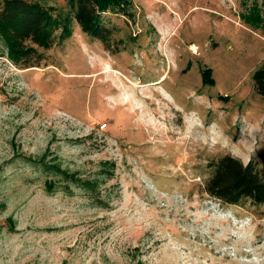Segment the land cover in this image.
Masks as SVG:
<instances>
[{
    "label": "rangeland",
    "instance_id": "1",
    "mask_svg": "<svg viewBox=\"0 0 264 264\" xmlns=\"http://www.w3.org/2000/svg\"><path fill=\"white\" fill-rule=\"evenodd\" d=\"M127 3L114 53L72 22L22 68L0 37V264H264V202L203 190L224 154L264 173V0Z\"/></svg>",
    "mask_w": 264,
    "mask_h": 264
},
{
    "label": "trees",
    "instance_id": "2",
    "mask_svg": "<svg viewBox=\"0 0 264 264\" xmlns=\"http://www.w3.org/2000/svg\"><path fill=\"white\" fill-rule=\"evenodd\" d=\"M65 1L66 8L58 16H53L48 8L36 1H0V37L7 44V56L13 64L22 68L32 66L36 50L27 43L47 49L54 42V29L62 25L67 37L70 34L68 26L72 22L86 35L100 41L107 50L113 53L118 51L122 40L114 37L116 28L107 25L103 14L108 11L125 13L127 0ZM254 12L250 11L251 17L248 13L246 21L257 27L262 23V18ZM251 77L256 92L264 97V62L253 71ZM202 81L212 82L209 71L203 70ZM209 165L212 173L205 181L203 190L211 197L229 205L249 202L259 206L264 202V173L255 162L244 164L238 158L224 154ZM51 167L58 168L57 165ZM48 190H51L50 186Z\"/></svg>",
    "mask_w": 264,
    "mask_h": 264
}]
</instances>
